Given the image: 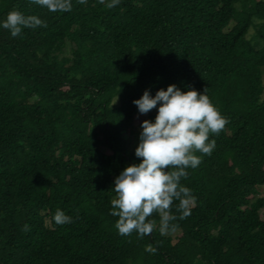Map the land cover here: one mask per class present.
Instances as JSON below:
<instances>
[{
    "label": "trees",
    "instance_id": "trees-1",
    "mask_svg": "<svg viewBox=\"0 0 264 264\" xmlns=\"http://www.w3.org/2000/svg\"><path fill=\"white\" fill-rule=\"evenodd\" d=\"M108 2L0 0V25L12 10L47 23L0 26V264H264V0ZM169 84L207 87L230 122L181 180L191 215L120 235L114 180L158 110L133 101Z\"/></svg>",
    "mask_w": 264,
    "mask_h": 264
},
{
    "label": "clouds",
    "instance_id": "clouds-1",
    "mask_svg": "<svg viewBox=\"0 0 264 264\" xmlns=\"http://www.w3.org/2000/svg\"><path fill=\"white\" fill-rule=\"evenodd\" d=\"M29 2L53 13L70 12L73 8L72 0ZM86 2L78 0L80 4ZM100 3L104 4L105 0ZM119 4L120 0H110L106 7L111 9ZM0 26L15 38L22 35L25 28H46L47 23L38 15L12 10ZM133 103L140 114L146 115L154 108L158 110L154 121H142L139 144L135 149L140 162L129 164L115 177L113 190L116 196L111 200V215L118 217L115 227L120 235L136 232L143 238L157 228L156 221L151 219L154 213L160 215L162 235L169 229L175 230L177 225L172 221L191 215L190 204L195 197L181 180L187 177L188 168H197L204 155H211L216 142L210 135L218 136L230 121L212 103L207 87L203 92L195 88L185 92L175 84H169L166 90L161 88L154 96L146 89ZM197 152L201 155H196ZM175 201H179L176 205L179 216L172 212ZM53 220L56 225H64L71 223L72 217L57 209ZM23 230L30 228L25 224ZM147 250L156 252L150 245Z\"/></svg>",
    "mask_w": 264,
    "mask_h": 264
},
{
    "label": "rangeland",
    "instance_id": "rangeland-1",
    "mask_svg": "<svg viewBox=\"0 0 264 264\" xmlns=\"http://www.w3.org/2000/svg\"><path fill=\"white\" fill-rule=\"evenodd\" d=\"M151 111H152V110H151ZM134 140H135V139L132 140V144H134Z\"/></svg>",
    "mask_w": 264,
    "mask_h": 264
}]
</instances>
